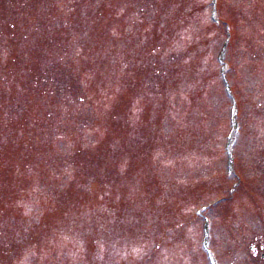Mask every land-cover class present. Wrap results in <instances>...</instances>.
Returning <instances> with one entry per match:
<instances>
[{"label":"rangeland","instance_id":"1","mask_svg":"<svg viewBox=\"0 0 264 264\" xmlns=\"http://www.w3.org/2000/svg\"><path fill=\"white\" fill-rule=\"evenodd\" d=\"M204 230L264 264V0H0V264H208Z\"/></svg>","mask_w":264,"mask_h":264},{"label":"flooded vegetation","instance_id":"2","mask_svg":"<svg viewBox=\"0 0 264 264\" xmlns=\"http://www.w3.org/2000/svg\"><path fill=\"white\" fill-rule=\"evenodd\" d=\"M250 249H251V252H252L254 255H257V253H258V249L256 248L255 244L250 245ZM261 258L264 259V253H262ZM217 262H218V264H221V262H219V261H217ZM208 264H211V261H208Z\"/></svg>","mask_w":264,"mask_h":264}]
</instances>
